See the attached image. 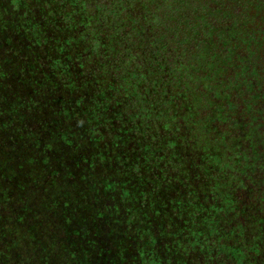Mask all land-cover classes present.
Instances as JSON below:
<instances>
[{
	"label": "trees",
	"instance_id": "16d2710c",
	"mask_svg": "<svg viewBox=\"0 0 264 264\" xmlns=\"http://www.w3.org/2000/svg\"><path fill=\"white\" fill-rule=\"evenodd\" d=\"M0 174L8 264H264V0H0Z\"/></svg>",
	"mask_w": 264,
	"mask_h": 264
},
{
	"label": "rangeland",
	"instance_id": "374dc122",
	"mask_svg": "<svg viewBox=\"0 0 264 264\" xmlns=\"http://www.w3.org/2000/svg\"><path fill=\"white\" fill-rule=\"evenodd\" d=\"M7 30L6 28L4 29V31ZM35 87V85H33ZM30 166V169H34L33 165H29ZM8 168V167H7ZM39 168V167H38ZM34 171H38V170H35ZM4 176L5 174H0V182H4ZM65 185V188L67 187V185L69 186V188H66L67 190H71V192H85V189L84 188H81L80 186H77V184L75 182H68V181H64L63 183ZM52 187H54V184L51 185V188H50V184H46V188L45 190L48 191V189H52ZM16 193V192H15ZM9 196V197H13V192L11 190H9L8 188L4 187L2 188V190H0V197H4V196ZM52 195V194H51ZM1 198V199H2ZM49 199L52 201V197L49 195ZM68 200H65V202L67 203ZM1 203H3V201H0ZM70 203L75 207V208H78L79 206H83L86 204V202L84 201H81L77 198H74L73 199V202H72V199H70ZM76 205V206H75ZM81 211V210H79ZM78 209L75 210L74 209V212L75 213H78L79 212ZM56 212L58 213H63L62 210L60 209H55L54 207H51V205H47V207H44L43 209L39 210V212L37 210H35V212H31V213H34V214H37L39 215L36 219H34V221H31V226H33L35 229L40 227V238L41 239H47L48 237H50V235H53L52 232H50L49 234H47V227L46 229H44V227L47 225V224H50L52 222H55V220L53 221L52 218L54 216V214H56ZM69 215V214H68ZM62 221H60L61 223ZM69 225V224H68ZM19 227H21L19 225ZM19 228H13V230L17 231ZM21 230H26L24 229L23 227L21 228ZM27 230H28V227H27ZM31 230H29L30 232ZM49 236H47V235ZM31 235V234H30ZM19 237V236H18ZM23 236H20L18 240H21ZM11 245V243H10ZM6 250H7V247H6ZM6 254V252H5ZM62 259L64 260H69V255H62L61 256ZM5 260V263L4 264H8V257H6V259H3V260H0V264L3 263V261ZM15 264H22V259L21 260H18L15 262Z\"/></svg>",
	"mask_w": 264,
	"mask_h": 264
}]
</instances>
